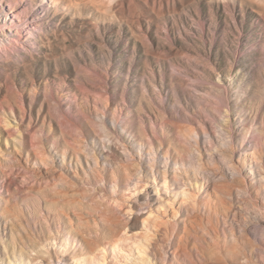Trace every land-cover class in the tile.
Here are the masks:
<instances>
[{"label": "rangeland", "instance_id": "obj_1", "mask_svg": "<svg viewBox=\"0 0 264 264\" xmlns=\"http://www.w3.org/2000/svg\"><path fill=\"white\" fill-rule=\"evenodd\" d=\"M53 1L0 0V239L10 257L76 229L110 242L93 192L123 196L110 183L133 160L144 174L171 175L181 160L195 170V137L182 147L178 130L197 127L203 153L201 128L216 144L264 146V0Z\"/></svg>", "mask_w": 264, "mask_h": 264}, {"label": "bare ground", "instance_id": "obj_2", "mask_svg": "<svg viewBox=\"0 0 264 264\" xmlns=\"http://www.w3.org/2000/svg\"><path fill=\"white\" fill-rule=\"evenodd\" d=\"M200 132L209 144L204 153L198 148L197 127L177 133L182 147L183 137H195V153L187 158L195 170L181 160L171 175L166 170L158 175L153 166L144 174L133 160L121 180L110 183L112 190L124 191L121 198L105 192L106 200H97L99 193L93 192L90 201L110 231V242L76 229L36 242L26 257L23 252L10 257L0 239L6 254L0 264H264V146L251 147L253 141H248L246 149H238L216 144L204 128ZM146 145L154 156L148 137ZM83 245L87 250L80 253Z\"/></svg>", "mask_w": 264, "mask_h": 264}]
</instances>
